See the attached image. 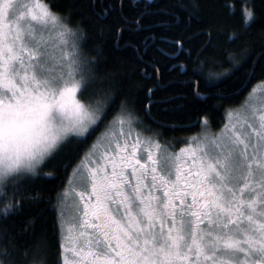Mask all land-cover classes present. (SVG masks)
<instances>
[{"label":"snow or ice","instance_id":"snow-or-ice-1","mask_svg":"<svg viewBox=\"0 0 264 264\" xmlns=\"http://www.w3.org/2000/svg\"><path fill=\"white\" fill-rule=\"evenodd\" d=\"M126 3L137 10V28L144 26L148 16L175 19L170 5L162 8L146 0H81L69 4L65 16L57 14L60 9L55 4L35 5L40 9L36 15L26 0H0V192L11 193L10 202L0 212V221L6 225L0 228V264H17L21 247L17 241L30 244L37 238L40 216L27 212L51 203L31 187L46 178L41 166L56 159L71 142L70 136L86 143L117 105L112 119L103 124L104 131L88 146L86 163L74 169L71 193L78 236L67 238L72 259L65 246L63 264H264V101L259 106L250 104L242 118L225 124L190 162L184 159L183 149L180 155L157 157L143 150L123 128L155 122L150 95L140 118L132 93L103 70L107 38L125 31ZM193 13L198 14L195 8ZM73 15L82 17L80 24L89 25L91 37L89 28L78 24L73 31L69 27ZM49 21L52 30L73 37L71 54L67 59L61 54L55 67L43 37ZM211 39L207 34L195 58L186 53L194 65L191 75L200 78L196 96L200 95L202 73L209 66L200 56L209 50ZM80 40L86 51H80ZM171 43L183 51L189 41L181 35ZM252 56L248 50L232 70L218 74L224 79L204 81L205 86L226 83ZM261 61L264 47L255 53L242 87L257 66L264 72ZM181 67V74H186L188 68ZM154 71L159 78V69ZM185 83L191 86V80ZM89 89L87 103L76 98L78 90ZM198 124L199 118L186 127ZM207 124L205 118L202 126ZM63 171L67 172V165ZM51 210L55 213L53 233L59 242L64 239L60 221L64 213L57 206ZM16 218H22L19 230ZM23 259L27 260L26 253ZM31 264H48V260L42 256ZM55 264H61L59 255Z\"/></svg>","mask_w":264,"mask_h":264},{"label":"trees","instance_id":"trees-1","mask_svg":"<svg viewBox=\"0 0 264 264\" xmlns=\"http://www.w3.org/2000/svg\"><path fill=\"white\" fill-rule=\"evenodd\" d=\"M42 1L58 5L60 10L57 14L60 16L67 15L70 10L69 4L81 3V0ZM146 2L159 3L162 8L165 4L170 5V11L175 19L169 15L148 16L145 18L144 26L137 28V10L128 7L126 3L123 11L124 19L127 21V24L123 25L125 31L119 36L107 38L105 57L107 66L103 70L116 81L122 82L125 91L132 93V98L138 101L136 111L140 118L144 117L143 109L149 106L150 95L151 116L155 118V122L147 120L137 128L149 132L160 144L173 149L190 141L201 129L212 133L219 130L224 124L225 109L239 105L245 93L256 82L264 80V72L257 66L252 78L242 87L248 77V69L252 67L255 53L264 47V0H146ZM140 8H143V4ZM193 8L198 14L193 13ZM52 10L57 11L55 8ZM81 19L80 15H73L69 27L73 31L78 24L81 28H89L88 35L91 37L89 25L80 24ZM149 27L151 30H148ZM207 34H211V46L208 51L203 52L200 59H207L209 66L202 73L200 95L196 96L195 85L200 78L191 75L194 65L189 63L186 53L191 52L192 58H195L197 53L202 51ZM181 35L185 41H189L184 44L183 51L179 50L178 45L171 43L178 40ZM78 43L81 45L80 51H86L83 40ZM88 46H91V39ZM248 50H252V58H249L226 83L218 87L205 86L204 81L216 82L224 79L218 74L232 70L236 62L243 60ZM230 57H234V60H230ZM260 63L264 64V61ZM173 65L177 66L174 71L171 70ZM181 66L188 68L186 74H181L183 71ZM156 68L159 69V78L154 71ZM189 80L191 86L185 83ZM149 89H152L151 94ZM238 89V94H234ZM90 93L91 89L81 92V98L89 101ZM221 96L230 99H221L219 98ZM169 100L171 102H168ZM117 107L118 105L109 111L106 120L89 136L86 143H78L77 138L69 143L55 160H50L41 167V175L46 178L37 180L31 187L33 190H39L44 199L51 200V203L42 204L38 210H28L27 215L40 216L37 238L30 244L24 240L17 241V244L21 245L16 253L17 264H31L34 259L38 260L42 256L47 258L48 264H55L58 255L61 258L60 241L57 242L53 233L55 213L51 209L53 206L61 209L63 191L66 189L71 171L85 155L88 146L104 129L103 124L112 119ZM198 118L201 124L186 127ZM205 118L208 121L207 127L202 126ZM160 124L165 127L160 128ZM156 132H160L161 135L157 137ZM65 165L67 172L63 171ZM52 176H55V179H52ZM10 198V192L7 196L0 192V212H3L4 205L10 202ZM21 219L16 218V230L21 227ZM10 224L11 221L8 226ZM5 226L0 221V228ZM44 236L47 237V241ZM25 253L26 261L23 259Z\"/></svg>","mask_w":264,"mask_h":264},{"label":"rangeland","instance_id":"rangeland-1","mask_svg":"<svg viewBox=\"0 0 264 264\" xmlns=\"http://www.w3.org/2000/svg\"><path fill=\"white\" fill-rule=\"evenodd\" d=\"M26 2L32 4L34 6L33 14L38 15L40 9L35 7V5L46 4L42 0H26ZM37 26L39 27L38 22ZM49 31L43 33L45 46L49 49L52 58H53V67L59 62L61 54L64 55V58L67 59L68 56L72 52V43L73 37L70 34L61 35L59 29H53L51 22H48L47 25ZM76 98L80 100L82 103H87L88 101H84L81 98V91L78 90L76 94ZM261 101H264V80L256 82L244 95L242 101L239 105L228 107L224 111V124L221 126L219 130L216 132H206L205 129H201L196 135L192 136L190 141L180 145L177 148H169L164 144H160L156 138L151 135L149 132L142 131V129H138L137 127L130 128L127 124H125L123 128V132L126 134H130L133 140H137L139 142V146L145 151H151L154 157L162 156L164 153L168 154H176L180 155L181 150L183 149V157L184 159L191 161V156L193 154L199 155L200 151L203 149L208 140H211L215 135L219 134L221 130L224 128L225 124H229L234 122L237 118H242L245 109L250 105L259 106ZM71 119V117H69ZM140 128V127H139ZM117 132L120 131L119 126L115 129ZM104 131V129L102 130ZM101 131V132H102ZM111 131V129H109ZM100 132V133H101ZM207 138V139H206ZM71 142L75 141L77 138L74 136H70L68 138ZM151 141V144H149ZM70 142V143H71ZM159 145V148L155 147V145ZM87 152V151H86ZM183 162V161H182ZM82 163H86L85 155L82 159L74 166L71 174L69 176L66 189L63 191V198L61 202V209L63 210V215L60 216L61 221V231L63 233L64 239L60 240L61 251H60V261L63 264V253L65 250V246L68 248V258L72 259V253L70 251L71 244L67 239L71 236H78V228L76 222L73 218V208H72V193L71 189L75 186V177L76 173L74 169L81 165ZM42 167V166H41ZM67 192V196L64 193Z\"/></svg>","mask_w":264,"mask_h":264}]
</instances>
